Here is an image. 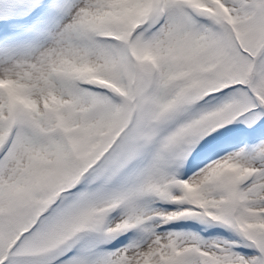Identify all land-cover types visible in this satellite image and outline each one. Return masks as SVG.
<instances>
[{
  "label": "snow or ice",
  "instance_id": "1",
  "mask_svg": "<svg viewBox=\"0 0 264 264\" xmlns=\"http://www.w3.org/2000/svg\"><path fill=\"white\" fill-rule=\"evenodd\" d=\"M0 264H264V0H0Z\"/></svg>",
  "mask_w": 264,
  "mask_h": 264
}]
</instances>
